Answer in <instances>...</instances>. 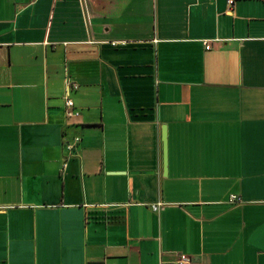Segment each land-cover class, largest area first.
Returning <instances> with one entry per match:
<instances>
[{
  "label": "crops",
  "instance_id": "1",
  "mask_svg": "<svg viewBox=\"0 0 264 264\" xmlns=\"http://www.w3.org/2000/svg\"><path fill=\"white\" fill-rule=\"evenodd\" d=\"M228 9L0 0V264H264V0Z\"/></svg>",
  "mask_w": 264,
  "mask_h": 264
},
{
  "label": "built area",
  "instance_id": "2",
  "mask_svg": "<svg viewBox=\"0 0 264 264\" xmlns=\"http://www.w3.org/2000/svg\"><path fill=\"white\" fill-rule=\"evenodd\" d=\"M227 3L229 6L228 11L232 12L234 9L236 0H227ZM125 45H126V43H124V42L123 43H115V42L112 43L113 47H121V46L123 47ZM210 48H211L210 45L206 46V49L210 50ZM79 88H80V86L78 83L71 81L70 79L66 80V91H67L66 93L67 94L65 97V105H66V114L69 117L79 115L78 112L76 111L75 103H74L73 99L71 98V93L74 91H78ZM80 142H81L80 138H75V140L72 143L67 144V148L71 152V156L73 155L72 153L75 152V150H76L77 146L80 144ZM239 200L240 199L235 195H232L230 197V202H236ZM162 207H163L162 203H157V204L152 206V209L155 212H158L162 209ZM175 264H194V260L190 255H187L185 253H180L178 255L176 261H175Z\"/></svg>",
  "mask_w": 264,
  "mask_h": 264
}]
</instances>
